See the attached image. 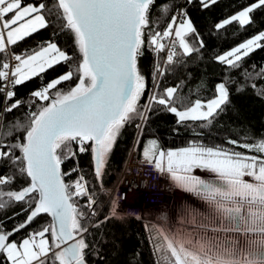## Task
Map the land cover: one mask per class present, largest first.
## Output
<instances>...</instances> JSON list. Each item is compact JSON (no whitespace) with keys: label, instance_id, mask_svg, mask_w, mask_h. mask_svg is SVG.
Here are the masks:
<instances>
[{"label":"snow or ice","instance_id":"1","mask_svg":"<svg viewBox=\"0 0 264 264\" xmlns=\"http://www.w3.org/2000/svg\"><path fill=\"white\" fill-rule=\"evenodd\" d=\"M217 2L199 0L203 8ZM153 4L154 0H56L49 9L44 3L0 0V54L4 56L0 59L4 103L0 116L23 105L15 98L17 86L74 59L52 41L25 54L9 51V46L49 26L46 12L57 16L60 30L72 35L74 51L79 53L75 70L31 92V104L39 102V107L28 113L22 136L15 135L16 125L0 131V164L7 162L10 166L8 172H0V209L23 204L28 213L11 230H5L6 225L0 222V264H89L91 253L100 257L87 239L92 234L90 227L100 228L110 219L119 218L118 201L111 199L110 212L103 220H93L97 216L95 189L89 187L83 175L65 182L64 177L78 168L62 172L61 165L75 160L78 153L91 152L94 175L102 185L108 158L126 124L135 119L146 121L154 111H167L178 124L199 121L204 122L202 128L210 126L231 103L230 85L235 84L237 92L244 90L243 84L229 77L214 85L211 98L193 100L180 94L186 83L183 79L174 86H164L163 81L182 71L187 58H195L205 45L183 6L160 27L150 19ZM160 7L162 13H168V5ZM257 9H264V0H254L214 27L219 31L233 22L242 28L252 25V14ZM262 48L264 30L215 59L231 70L241 71L246 80L264 79V66L257 69L253 65V74L242 64L244 58ZM147 52L154 53L151 89L140 67ZM65 82L73 83L67 90L58 87ZM203 86L200 82L193 88L199 91ZM252 86L256 87L254 83ZM146 92V103L141 105ZM137 128L142 129V124ZM249 139L229 137L225 144L231 148L191 143L167 151L160 149L157 140L148 141L143 162L209 206L207 214L188 209L195 224L192 231L182 237L165 236L167 264H264V139L245 142ZM197 169L214 174L215 179L195 175ZM21 176L24 182L18 184ZM124 195L119 194V198ZM45 214L51 218L47 224L19 242L12 239ZM197 216L201 217L199 221Z\"/></svg>","mask_w":264,"mask_h":264},{"label":"trees","instance_id":"2","mask_svg":"<svg viewBox=\"0 0 264 264\" xmlns=\"http://www.w3.org/2000/svg\"><path fill=\"white\" fill-rule=\"evenodd\" d=\"M254 0H218L214 5L203 8L199 0H193L191 4L185 0L181 6L190 14L192 21L203 38L205 47L195 58L189 57L187 66L182 71L170 75L163 83L164 86H174L181 79L185 84L180 91L181 95L188 96L190 99L207 100L214 95V85L221 80L231 77L244 85V90L237 92L236 85H230L232 91L230 94L231 103L225 106V111L218 116L210 126L200 127L204 122H186L178 124L177 118L167 111H154L149 114L146 121L135 119L126 124L120 131L116 143L110 154L104 169L102 185L97 182L94 175V162L91 152L78 153L75 160H66L61 165L62 172L70 171L72 168H78L70 176L64 177L65 182L75 181L78 176L83 175L88 181L89 187L94 188L97 199V216L92 218L103 220L109 214L110 209L107 201L109 189L114 185L119 172L126 159L128 150L134 147L137 156L143 160V150L147 147L148 141L155 139L160 149L178 150L182 147H188L191 143L203 144L205 146L226 145L225 141L231 137L233 139L243 140L244 137L250 139L245 141L255 143L264 139V79L244 78L239 70H231L226 65L218 63L216 57L226 53L241 42L252 37L260 30H264V9H257L252 14L254 23L252 25L241 27L237 22L227 25L224 29L217 31L215 24L236 14L238 11L247 7ZM24 4L44 3L47 8L52 9L56 0H23ZM166 4L169 7L168 13H162L161 5ZM179 0H154L150 10V19L163 27L167 23L169 15L178 8ZM55 11V9H53ZM49 26L41 29L33 35L19 41L16 45L9 46L10 52L17 54L29 53L46 42L52 41L58 44L63 50L73 55L74 59L68 63H61L48 69L40 76L34 77L23 85L15 88L16 99L22 100L23 105L12 113H3L0 116V131H7L10 125H16L14 133L16 136L23 135V126L28 123V113L39 107V102L32 105L34 99L31 92L42 88L49 81L63 74L68 70H75L79 60V53L74 51L72 35L66 31L60 30L61 21L57 16L47 15ZM4 58L0 54V59ZM154 53L147 52L140 60V67L144 72L148 88L151 89V76ZM243 67L252 71L253 65L256 68L264 66V48L257 49L242 61ZM191 73V76H188ZM203 82V87L195 91L193 86ZM73 82H65L58 86L67 90ZM253 83L256 85L254 88ZM148 93L141 99L140 104L146 103ZM3 96L0 94V111L3 106ZM31 105V106H30ZM137 124H142V129L137 128ZM175 129V131H174ZM202 133L197 135L196 133ZM75 147V146H74ZM236 151L244 152L245 149L237 148ZM261 155L259 153H249ZM19 155V153H17ZM7 162L0 164V172H8ZM9 174H11L9 172ZM24 177H19L18 184H23ZM84 199H80L83 203ZM83 206V204L81 205ZM162 206V205H161ZM23 204H11L0 209V222L6 225L5 230L13 229L17 224L24 221L26 215ZM155 207V206H144ZM142 207L139 218L125 217L110 219L100 228H91V235L87 239L93 242V246L100 252V257L91 253L88 257L89 264H163L161 257L153 251L152 241L149 239V231L145 229L144 218L145 211ZM16 213H19L16 215ZM149 216H152L148 213ZM49 222L47 215H41L26 229L16 233L12 239L17 242L25 238L29 232L35 231L39 227ZM135 254V255H134ZM158 255V256H157ZM3 259L0 254V260Z\"/></svg>","mask_w":264,"mask_h":264},{"label":"built area","instance_id":"3","mask_svg":"<svg viewBox=\"0 0 264 264\" xmlns=\"http://www.w3.org/2000/svg\"><path fill=\"white\" fill-rule=\"evenodd\" d=\"M184 1L179 0L178 8ZM121 193L125 194L123 198H119ZM111 198H116L118 201V213L125 217L137 218L142 207L165 205L170 196L165 190L162 174L140 160L134 147L131 146L117 180L108 191L107 201Z\"/></svg>","mask_w":264,"mask_h":264},{"label":"crops","instance_id":"4","mask_svg":"<svg viewBox=\"0 0 264 264\" xmlns=\"http://www.w3.org/2000/svg\"><path fill=\"white\" fill-rule=\"evenodd\" d=\"M194 174L202 178L215 179L214 174L199 169H197ZM162 178L165 190L168 196H170L169 201L162 206L144 207V224L145 229L149 232L152 230V226L154 227L159 237L156 239L153 238V240L156 241L159 247L161 246L164 248L168 243L165 239L166 235L174 234L182 237L195 228V224L192 222V213L188 210L189 208L195 209L200 214H207L209 206L193 194L187 193L183 189L176 187L166 175L162 174ZM244 179L251 182L250 177H245ZM182 208H184L186 212L184 216H181ZM153 211L155 214H152ZM148 213L152 216H149ZM162 216H166L167 219L162 220L160 218ZM200 218V216H197V221H199ZM149 239L152 241V238L149 237Z\"/></svg>","mask_w":264,"mask_h":264},{"label":"rangeland","instance_id":"5","mask_svg":"<svg viewBox=\"0 0 264 264\" xmlns=\"http://www.w3.org/2000/svg\"><path fill=\"white\" fill-rule=\"evenodd\" d=\"M225 54V53H224ZM147 147H148V144H147ZM112 199V198H111ZM111 199H109L108 200V206H109V209H111ZM143 212H144V209L142 210ZM152 214H155V212L153 211V213ZM152 230L149 232L150 233V235H149V237L150 238H152V241L154 242H152V246H153V251L155 252V253H157L160 257H161V261H162V263L163 264H167V259L165 258L166 257V255H169V254H167L166 253V247H164V248H162L161 246L159 247L158 245H157V243H156V241L155 240H153V238L154 239H156L157 237H159V234L157 233V232H155V230H154V227L152 226V228H151ZM162 242V241H161ZM157 255V256H158Z\"/></svg>","mask_w":264,"mask_h":264},{"label":"water","instance_id":"6","mask_svg":"<svg viewBox=\"0 0 264 264\" xmlns=\"http://www.w3.org/2000/svg\"><path fill=\"white\" fill-rule=\"evenodd\" d=\"M27 215H28V214H27ZM27 215H26V216H27ZM45 215H46V214H45ZM25 218H26V217H25ZM48 219H49V221H50L51 218L48 216ZM24 220H25V219H24ZM22 230H23V229H22Z\"/></svg>","mask_w":264,"mask_h":264}]
</instances>
